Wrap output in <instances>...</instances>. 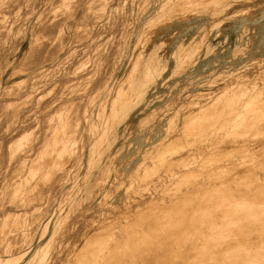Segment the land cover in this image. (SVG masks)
<instances>
[{"label":"bare ground","instance_id":"obj_1","mask_svg":"<svg viewBox=\"0 0 264 264\" xmlns=\"http://www.w3.org/2000/svg\"><path fill=\"white\" fill-rule=\"evenodd\" d=\"M72 1L67 0L65 5H71ZM188 1L144 0V8L136 12L139 28L134 33L141 38L133 46L136 53L130 73L133 90L121 96L118 104H103L99 122L102 130L92 139L88 159L77 163L73 170L68 168L77 152L69 119L71 111L65 108L57 114L55 128L37 154L41 175L34 187L38 189L35 195L43 185L63 176L70 179L71 186L63 182L53 187L55 206L59 209L47 210V215L39 221L36 238L29 240L31 251L16 257L12 264L25 261L42 264L52 258V245L72 217L71 208L94 204L93 188L102 184H93V180L101 174L106 178L114 174L118 177L115 187L104 192L105 205L101 206L110 216L88 240L99 245L101 257L80 258L75 264H264V73L261 81L246 83L245 87L242 82L238 85L230 82L224 89L216 86L208 93H201L225 75L233 77L240 72L246 66L245 54L255 53L264 59V42L260 38L264 28V5L260 4L264 3L256 1L253 11L239 18L225 17L237 31L234 39L229 40L227 26L218 19L229 13L235 2L244 0L203 6L196 11L199 21L190 19L182 23V13L194 11L187 6ZM51 4L52 0H41V6ZM17 11L11 0H0V23L8 13ZM35 17L34 11L26 17L18 15L19 23L11 21L2 29L11 36L17 29H23L28 38L41 26L36 21L32 24ZM249 24L253 26L256 41L249 45L250 36L246 34V38L241 37L240 46L237 45V37ZM66 28L65 23L59 33ZM218 36H225L226 41L216 43ZM37 43L35 34L32 45ZM183 43V47L189 44L188 49L178 51ZM64 44L60 47L64 48ZM0 45L3 47L5 43ZM167 49H172L174 68L170 77L176 81L169 92L177 86L176 93L180 96L185 92L186 99L166 102L164 107L172 112L165 119L155 116L157 112L153 108L149 117L141 121L142 128L137 125L134 135L116 153L109 154L123 140L122 134L137 111L151 108L147 102L149 94L153 95L151 101L160 100L162 93L155 83L161 81L163 87L169 83L163 80V70L170 64ZM35 52L31 47L23 53L16 51L8 70L11 73L24 70L25 74L40 72L43 61L32 67L30 64ZM126 55L131 56L129 52ZM57 57L52 54L53 60ZM111 78L116 88L121 75L114 73ZM181 79L185 80L184 84ZM15 81V75L0 77L1 103L12 98L15 90L11 86ZM21 111L15 105L11 115L22 116ZM9 132L0 128V150ZM0 157L3 159L1 152ZM105 158L110 160L104 163ZM17 176L22 177L18 172L16 179ZM150 188L154 192L145 191ZM15 204L32 203L25 199ZM67 205L70 210L64 214L62 209ZM7 206V202L0 201L1 211ZM8 219V215L3 216L4 227ZM8 232L0 235V247L5 251L11 249ZM46 235L51 236L50 240H45ZM83 237L87 234L79 235V239ZM91 249L94 255L96 250Z\"/></svg>","mask_w":264,"mask_h":264},{"label":"rangeland","instance_id":"obj_2","mask_svg":"<svg viewBox=\"0 0 264 264\" xmlns=\"http://www.w3.org/2000/svg\"><path fill=\"white\" fill-rule=\"evenodd\" d=\"M11 1L15 3L18 11L11 15L8 13L5 21L0 23V43H5L3 47L0 45V77L15 75L16 80L11 86L15 90L12 98L0 102V121L3 123L0 128L10 131L9 138L4 139L6 144L3 143V146L5 147L2 146L0 150L3 154V159L0 157V163L6 157L0 173V201H5L8 204L6 208L0 210V235L3 234V231H9L7 234L11 249L5 251L2 246L0 247V264L9 263L16 257H21L24 252L31 251L29 240L31 237L36 238L39 232V221L47 215L48 209H59L55 206L53 187L60 186L63 182L69 187L71 186L70 179L63 178V176L56 182L50 181L49 184L43 185L38 195H35L38 189H34V187L41 175L40 166L37 165V154L50 136L51 130L55 128L57 114L65 108H69L71 111L69 119L75 132L73 144L77 152H74L76 156L72 157L71 161L73 162L70 161L68 168L73 170L77 163L88 159L87 156L91 153L92 139L98 137L99 129L102 130L99 122L103 104H118L121 96L127 93L131 94L133 87L130 73L133 72L136 57L133 46L141 38L137 33V35L134 33L135 29L138 31L139 28L136 12L145 6L144 0H73L69 6L65 5L67 0H52L49 7L41 6V0ZM222 1L225 0H189L187 6L192 7L194 11L183 12L181 22L184 23L190 19L198 20L196 11L201 7H208ZM256 1L264 3V0L235 2L230 7V12L218 19L227 26V39L233 40L237 31L225 17L239 18L251 13ZM262 5L264 4H260V6ZM32 11L36 14L32 24L36 21L37 25L44 27L41 29V26H38L28 38H25L23 29H17L12 36L2 29V26L8 27L11 21L19 23L18 15L26 17ZM65 23L67 28L59 33V28ZM243 31L237 37V45L240 46V39L241 37L246 38V34L250 36L249 45L252 44V41H256L257 36L251 24ZM35 34L38 35L36 46L32 45ZM55 37L56 41H54ZM260 38L264 42V28ZM222 39L224 40L225 36H218L215 38V42L220 43ZM188 41L194 44V40L189 39ZM149 42L151 43V41ZM189 42L185 41L184 43ZM184 43L179 44L178 51L185 52L188 49L189 44L183 47ZM63 44L64 48L60 47ZM30 47L36 51L30 62L31 67L37 62L43 61L44 66L42 67L44 68L40 72L31 74H25L24 70L11 73L8 70V65L15 52L23 53ZM136 48L139 49L140 44ZM128 52L131 56L126 55ZM171 53L172 49L166 50L170 64L163 70V80H167L169 83L164 87L161 85V81L155 83L159 92L162 93L159 97L160 100L156 103L151 101L153 95L149 94L147 102L151 108L137 111L134 120L122 134L123 140L117 147L110 150L109 154L116 153L126 139L134 135L137 125L142 128L141 121L149 117L153 108L157 112L155 116L165 119L172 112L164 107L166 102L168 103L174 98L176 101L180 97L181 102L186 99L185 92L180 96L176 93L177 86L169 92V87L176 85L175 78L171 80L170 77L174 68ZM52 54L58 57L53 60ZM243 57L246 66L240 72H237L233 77L225 75L223 79L219 80V83H212L211 86L205 87L201 93H208L216 86L224 89L229 86L230 82L235 83L231 85H238V82H242V86L245 87L254 81H261L264 62L260 61H264V59L259 58L260 56L255 53H247ZM117 67L119 68L117 69ZM114 73H119L122 78L116 88L114 87L115 82L111 78ZM183 82L185 80H182ZM112 90H114L113 94H111ZM15 105H18L19 110H22V116L11 115ZM90 121H92L91 125H89ZM109 160V158H105L104 163ZM25 164L27 165L25 166ZM14 171L22 176L21 178L17 176L19 180L16 179L17 172ZM117 178L116 174L107 178L103 174L95 175L93 184L100 182L102 186L93 188L94 204L76 209L71 208V210L67 205L62 209L64 214L70 210L72 217L65 223L52 245V253H50L52 258L42 264H75L80 258L101 257L99 245L91 244L88 240L99 229V225H104L103 223L108 220L106 218L110 216L105 207L101 208V206L105 205L103 203L104 192L115 187ZM14 179H16L15 182ZM11 184L14 185L13 188ZM145 191L154 192L152 188ZM25 199L32 204H15L17 201L21 202ZM4 215L9 216L5 227L2 222ZM86 228H90L88 232H86ZM83 233L87 234V237L79 239V235ZM50 238L51 236L46 235L45 240L48 241ZM91 248L96 250L94 255L90 253ZM67 257H71V260ZM7 258L8 260H5ZM23 264H33V262L25 261Z\"/></svg>","mask_w":264,"mask_h":264}]
</instances>
